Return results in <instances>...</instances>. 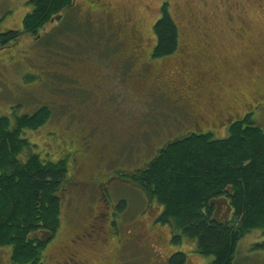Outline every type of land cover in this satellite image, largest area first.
Wrapping results in <instances>:
<instances>
[{"label": "rangeland", "instance_id": "1", "mask_svg": "<svg viewBox=\"0 0 264 264\" xmlns=\"http://www.w3.org/2000/svg\"><path fill=\"white\" fill-rule=\"evenodd\" d=\"M164 2L178 45L153 59V25ZM103 3L118 22L130 18L128 26L118 23L123 36ZM29 11L28 0H0V33L22 30ZM40 106L51 116L25 137L41 159L65 158L72 179L43 264H62L68 241L92 217L106 232L87 249L91 263L151 264L154 256V264H169L171 254L182 252L185 264H209L211 255L199 254L195 240L182 237L176 244L169 225L150 228L159 207L119 172L139 168L190 129L226 136L221 123L228 114L252 111L253 120L264 121V0H74L37 36L22 31L0 47V116ZM199 113L211 125H203ZM94 176L107 177L106 187L99 190ZM10 253L0 247V264H13ZM232 264H264V231L238 241Z\"/></svg>", "mask_w": 264, "mask_h": 264}, {"label": "trees", "instance_id": "2", "mask_svg": "<svg viewBox=\"0 0 264 264\" xmlns=\"http://www.w3.org/2000/svg\"><path fill=\"white\" fill-rule=\"evenodd\" d=\"M73 2L28 0L22 30L0 33V47L16 42L22 31L37 36ZM153 31L151 57L174 53L178 31L167 2ZM16 111L0 116V247H10L13 264H43V251L60 227L65 189L72 179L65 158L41 159L25 137L26 131L47 122L50 109ZM251 114L232 121L226 136L188 132L166 142L139 168L119 172L159 207L155 223L169 225L171 242L195 240L199 254L211 255L209 264H232L238 241L251 230L264 231V121L253 120ZM187 257L175 252L168 263L185 264Z\"/></svg>", "mask_w": 264, "mask_h": 264}, {"label": "flooded vegetation", "instance_id": "3", "mask_svg": "<svg viewBox=\"0 0 264 264\" xmlns=\"http://www.w3.org/2000/svg\"><path fill=\"white\" fill-rule=\"evenodd\" d=\"M105 6H106V9L104 10V5L103 6V12L104 13H109L111 15V19L117 24L118 26V31L120 33L121 36H123V27L122 26H128V21H131L130 18H127V19H123L121 20V22H118L117 19H116V15L113 14L112 10L110 9L109 5H107V3H103ZM118 23H120L121 27L118 25ZM121 28V29H120ZM135 28L134 27H131L130 29V33L131 35H135ZM119 52V50H118ZM121 53V52H120ZM119 54V53H118ZM121 57H125V56H120L119 58ZM113 65H115L116 63L114 61H112ZM103 74V73H102ZM109 73L107 72V75ZM73 75V73H71V76ZM141 76L144 77V75L140 74ZM104 76H106L104 74ZM76 81L78 82H81L82 80H80V77L78 75H74L72 76ZM184 99V98H183ZM185 101V100H184ZM187 104H189L191 107H193L194 105L191 104L190 102L188 101H185ZM192 111H198L197 107L195 106V108L192 109ZM200 112V111H199ZM243 117V115H227L226 118H225V123H221L225 126V128L227 129V127L230 125V123L236 119H241ZM199 118L201 119V123L204 125L206 123H209V125H211L210 121L208 119H206L204 117V115L200 114L199 113ZM200 122L198 121V119L196 120V122H194V124L196 126H198ZM199 127V126H198ZM207 129V128H206ZM202 130H205L203 128H196L195 130H188L186 131L185 133H188V132H195V131H202ZM209 131H213L212 129H209ZM214 132V131H213ZM107 179L106 178H97L94 176L93 178V181H97L98 183V187H99V190H101L102 186L103 185H106L104 183V181ZM106 187V186H105ZM103 187V188H105ZM102 188V189H103ZM102 196H104V194L100 195V197L102 198ZM105 199V197H103ZM105 203L107 204L106 200H105ZM107 208L109 207L108 204L106 205ZM112 217V211L110 213V217H109V220L111 219ZM104 219V218H103ZM108 219V218H107ZM99 221L100 219L99 218H96V217H92L90 222L88 224H86L85 226H83L82 229H80L79 231L75 232L73 234V237L70 238V240L68 241V245L66 247V250H64V252L66 251V255L64 258H66L65 260L62 261V264H68V263H71V264H95V263H91L87 257V249L89 250H93V248L96 246V244H98L97 241H99V232L100 231H104V228L103 226H101L99 224ZM155 223V218L151 221V223L149 224L150 228H152L154 226ZM108 225V223H107ZM109 227V231H111V227L110 225H108ZM110 235V234H109ZM88 250V251H89ZM168 258V257H167ZM167 258H165V261L167 260ZM150 262L151 264H154V263H158V259L154 256H152V258L150 259ZM61 264V263H60ZM103 264V263H102Z\"/></svg>", "mask_w": 264, "mask_h": 264}]
</instances>
